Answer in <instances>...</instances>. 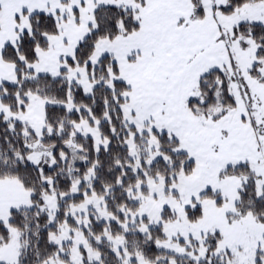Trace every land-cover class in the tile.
Returning a JSON list of instances; mask_svg holds the SVG:
<instances>
[{
  "label": "snow or ice",
  "instance_id": "1",
  "mask_svg": "<svg viewBox=\"0 0 264 264\" xmlns=\"http://www.w3.org/2000/svg\"><path fill=\"white\" fill-rule=\"evenodd\" d=\"M0 264H264V0H0Z\"/></svg>",
  "mask_w": 264,
  "mask_h": 264
}]
</instances>
